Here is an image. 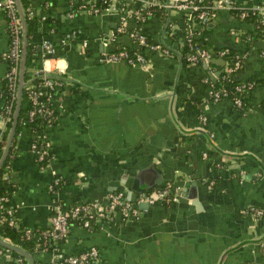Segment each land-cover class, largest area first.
I'll return each instance as SVG.
<instances>
[{
  "label": "crops",
  "instance_id": "obj_1",
  "mask_svg": "<svg viewBox=\"0 0 264 264\" xmlns=\"http://www.w3.org/2000/svg\"><path fill=\"white\" fill-rule=\"evenodd\" d=\"M87 1L100 2L27 0L36 14L30 40L42 53L40 63L63 81L52 97L55 121L44 124L39 134L53 154L49 167L35 163L26 129L16 137L7 200L15 219L43 227L55 200L105 203L106 193L124 190L134 213L124 216L116 208L88 228L71 223L55 247L74 253L93 245L95 264H264V211L256 215L251 210H264L262 39H249L252 26L235 10L217 9L205 24L189 25L183 12L164 9L142 20L126 17L125 27L138 28L169 54L146 49L144 66L103 62L102 52L136 43L125 33L113 42L102 39L120 24L118 1L108 10H80ZM232 1L238 7L264 3ZM69 30L75 35L65 38ZM188 34L210 50L208 58L185 60ZM42 38L55 47L46 59L39 47ZM7 42L0 11V54ZM228 54L240 58L231 77L251 83L242 92L241 109L229 98L209 94V83L222 82ZM4 69L0 59V87ZM145 170L150 171L146 178L140 173ZM53 175L62 182L50 191ZM129 183L151 192L164 185L167 194L151 203L135 202ZM11 251L0 245V264H14ZM51 254L38 248L33 259L49 264Z\"/></svg>",
  "mask_w": 264,
  "mask_h": 264
},
{
  "label": "built area",
  "instance_id": "obj_2",
  "mask_svg": "<svg viewBox=\"0 0 264 264\" xmlns=\"http://www.w3.org/2000/svg\"><path fill=\"white\" fill-rule=\"evenodd\" d=\"M113 1H118L119 8L122 12V19L120 24L113 30H110L106 36L102 37L104 41L113 42L115 37L119 33H125L131 41L136 43V47L127 48L120 46L106 50L102 52L100 60L103 62H119L124 61L128 64H135L144 66L148 64V58L144 53L146 49L150 51H157L161 54H169L167 48L159 47L157 44H152L147 41L144 33L138 30L136 27L126 29L125 18L132 17L135 20L145 19L146 14L142 13L144 8L151 5H157L164 9H173L175 11L183 12L184 21L187 24L197 23L199 25L208 22L217 9H230L237 11L238 17H244L248 12L254 14L260 23H263L264 29V3H257L251 6L242 5L238 7L232 0H100L96 3L93 1H87L88 6L79 5L80 10H87L96 12L101 9L113 8ZM20 3V1H19ZM0 11L3 13L6 19V30L8 33L7 47L4 52L0 54V59L5 62V69L3 78L5 79V90H0L1 105H0V139L4 129H6V123L10 119V104L12 98L15 96L17 74L19 69V61L21 54V21L17 11L16 0H0ZM23 14L26 18L34 16L33 9L27 4L22 7ZM68 16H72V12H68ZM189 27V26H188ZM188 33L193 34L192 29L189 27ZM188 34L186 41L184 42V54L185 60L189 63H194L202 59H206L209 56L210 50L199 44L194 38V34ZM75 35V30H69L65 33V38H72ZM39 47L43 52L44 59L51 56L54 52L53 43L47 39L42 38L39 43ZM220 53H225V50H221ZM231 61L227 60L226 74H232L240 65V58L237 55L232 54ZM35 72L42 76L43 80L39 85L28 84L27 95L31 102V108L28 110L27 115L32 118L35 115H41L44 117V121L49 123L50 119L54 117L55 108L52 103V97L56 91V88L60 85L55 79L46 77L49 75L42 64ZM251 86L249 82H240L232 86L235 94L229 95V89L221 85L220 87H214L212 83H209V94L214 99L229 98L232 103L239 107L242 104V92ZM264 89V83H263ZM6 95L10 96L7 101ZM3 104H6L3 106ZM20 132V131H19ZM18 132V134H19ZM17 134V135H18ZM47 144V143H45ZM29 151L33 155V159L40 169L49 167L50 160L53 158L52 152L49 147L38 148L34 142L29 147ZM62 179L53 175L48 183V189L54 191L56 186L61 184ZM13 186L12 178L10 175V167H6V170L0 175V187L8 189ZM167 194V187H162L159 190L140 191L134 196L135 202L145 201L151 203L163 199ZM7 191L0 193V222L9 217L8 222L11 223L14 217V207L8 203ZM128 201L125 199L124 190H113L105 195V203L98 200H83L75 202L70 205H62L58 201H54L49 214V229L42 231L44 237H50L52 239H60L66 235L68 224L71 220L78 221L84 228L90 226L91 221L95 219H104L110 216L111 212L118 208L124 216H128L130 213H134L136 210L134 207L128 206ZM252 212L256 215L261 214L263 209L251 208ZM31 229V228H30ZM26 231H29L27 229ZM52 251L49 264H95L98 259V251L95 246L90 245L85 250L78 253H63L52 247ZM20 258H14V264H21Z\"/></svg>",
  "mask_w": 264,
  "mask_h": 264
},
{
  "label": "trees",
  "instance_id": "obj_3",
  "mask_svg": "<svg viewBox=\"0 0 264 264\" xmlns=\"http://www.w3.org/2000/svg\"><path fill=\"white\" fill-rule=\"evenodd\" d=\"M19 1L21 4V7H25L27 5V0H19ZM162 10H164V8L159 7L157 5H151V6H148L147 8H144L142 10V13L146 14V12L148 11L150 13L160 15L162 13ZM235 14H237V11H235ZM35 15L36 14L34 12V16H32L31 18H26L24 16L25 25H26V44H25L24 70H23V85H22L21 92H20V102H19L18 116L16 120L14 134L12 136V139H11V142L8 148V152L4 160L0 164V175L2 174V172L6 170L7 166L10 167L11 158L16 152L15 151L16 137H17L18 132L21 131L22 129H26L28 131L27 147H29V145L32 142H34L38 148H45L48 146L47 144H45L46 143L45 140L41 139L39 136L40 131L42 130L44 124H47L44 121V117H42L41 115H35L32 118H29L27 115L28 110L31 108V102L27 95L26 86L28 84L39 85L41 81L43 80L42 76L35 72V70L38 67H40V64H41L40 57L42 53L39 52V49L37 48V44L30 40V31H31V27L35 23V17H36ZM240 19L245 23L251 24L252 26V28L251 29L249 28V30L246 33L247 35H249L250 37L249 39L259 36L264 42L263 23H260L254 14H250L248 12L244 17ZM232 56H233L232 54H228L226 55V58L229 61H231ZM46 77L55 79L57 82H60V83L63 81L60 75L56 76V75L49 74ZM17 78H18V74H17ZM254 80L250 79V81H254ZM260 80L264 83V75L260 78ZM245 81H248V80H245ZM220 82L221 81H215L213 83L214 87H220L221 85H223L225 86V88L229 89L228 90L229 95H234L235 92L232 86L242 81L233 79L231 77V74H226L222 79L223 83L222 82L220 83ZM1 84L2 85L0 87V90L4 91L5 90V79L4 78H2ZM16 87H17V81H16ZM5 97L7 98V101L10 99L9 95H6ZM15 101H16V90H15V96L12 98L11 104H10V111H9L10 119L6 123V129L3 130L2 135H1L0 153H1L2 146L4 144V141L7 135V131L11 123ZM261 103H262V107L264 108V98L261 101ZM5 105L6 104H3V106ZM242 107L243 106L240 105L239 109H241ZM55 114L56 113H54V117L50 119L49 123H53L55 121ZM162 187H164V185ZM11 190H12V187L8 189H4L3 187H0V193L7 191V195L9 194ZM147 191H151V189ZM58 202H60L62 205L65 204L60 200H58ZM72 204H74V202ZM8 219L9 217L7 216V219H4L3 221L0 222V237L20 247L21 249L25 250L32 256H33V253L38 248L39 249H51L52 247L57 246L63 238L62 237L60 239L54 240L48 236L44 237V235L42 234V231L49 229L48 225L43 226V227H34V226L32 227L21 221H17L15 218L12 220L11 223H9ZM71 223H78V221L71 220L69 224ZM27 229H29V231H26ZM86 248L87 247L85 248L83 247L82 249L74 252L73 254L78 253L82 250H85ZM11 252L15 257H18L21 259L20 260L21 264H28L27 259L23 255L15 251H11ZM33 264H36L35 259H33Z\"/></svg>",
  "mask_w": 264,
  "mask_h": 264
},
{
  "label": "water",
  "instance_id": "obj_4",
  "mask_svg": "<svg viewBox=\"0 0 264 264\" xmlns=\"http://www.w3.org/2000/svg\"><path fill=\"white\" fill-rule=\"evenodd\" d=\"M16 5H17V11H18V15L21 21V54H20V61H19V69H18V78H17V87H16V101H15V106L13 109V113H12V118H11V123L9 126V129L7 131V135L4 141V144L2 146V150L0 153V164L2 163V161L4 160L7 152H8V148L12 139V136L14 134V130H15V125H16V120H17V116H18V109H19V102H20V92H21V88L23 85V70H24V60H25V44H26V25H25V20H24V14L22 11V7L21 4L19 3V0H16ZM126 37L128 38V36L126 35ZM145 178L148 177L150 175V171H141L140 172ZM126 187L129 191V193H132L134 196L136 195L137 192L140 191H147V189H136L135 186L133 185V183H129L126 184ZM0 245L3 247H6L8 249H11L12 251L18 252L21 255H23L27 261L28 264H33V256L31 254H29L28 252H26L25 250L21 249L20 247L8 242L6 239H3L0 237Z\"/></svg>",
  "mask_w": 264,
  "mask_h": 264
}]
</instances>
